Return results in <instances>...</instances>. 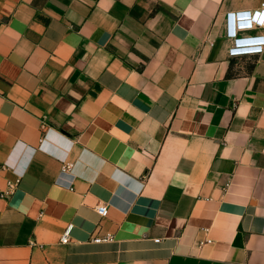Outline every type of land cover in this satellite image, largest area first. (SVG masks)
<instances>
[{
    "label": "crops",
    "instance_id": "0c3cea01",
    "mask_svg": "<svg viewBox=\"0 0 264 264\" xmlns=\"http://www.w3.org/2000/svg\"><path fill=\"white\" fill-rule=\"evenodd\" d=\"M262 4L0 0V264H264Z\"/></svg>",
    "mask_w": 264,
    "mask_h": 264
},
{
    "label": "built area",
    "instance_id": "2783aa9c",
    "mask_svg": "<svg viewBox=\"0 0 264 264\" xmlns=\"http://www.w3.org/2000/svg\"><path fill=\"white\" fill-rule=\"evenodd\" d=\"M264 4L259 9L251 11L231 12L227 15V36L232 40L233 45L229 50L230 57H243L250 55H259L264 51V36L249 35L241 36L245 32H256L264 29ZM250 27L249 30H239V28ZM4 169L5 167L2 166ZM17 182H9L8 188L0 192L1 197H9L17 187ZM97 212L101 217H106L108 214V205L102 204L97 207ZM70 239V228L63 236V243H67ZM113 236L107 235L104 237L94 238L95 243L111 242ZM209 243V241H208Z\"/></svg>",
    "mask_w": 264,
    "mask_h": 264
},
{
    "label": "clouds",
    "instance_id": "9594fccd",
    "mask_svg": "<svg viewBox=\"0 0 264 264\" xmlns=\"http://www.w3.org/2000/svg\"><path fill=\"white\" fill-rule=\"evenodd\" d=\"M251 29L250 27H246V28H239V30H249Z\"/></svg>",
    "mask_w": 264,
    "mask_h": 264
},
{
    "label": "snow or ice",
    "instance_id": "6c2138e0",
    "mask_svg": "<svg viewBox=\"0 0 264 264\" xmlns=\"http://www.w3.org/2000/svg\"><path fill=\"white\" fill-rule=\"evenodd\" d=\"M262 22H264V21H262Z\"/></svg>",
    "mask_w": 264,
    "mask_h": 264
}]
</instances>
